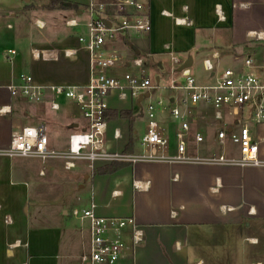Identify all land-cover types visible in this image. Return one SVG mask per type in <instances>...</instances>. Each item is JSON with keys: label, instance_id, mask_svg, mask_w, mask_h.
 <instances>
[{"label": "crops", "instance_id": "0c3cea01", "mask_svg": "<svg viewBox=\"0 0 264 264\" xmlns=\"http://www.w3.org/2000/svg\"><path fill=\"white\" fill-rule=\"evenodd\" d=\"M63 1L71 2L72 6L38 10V6L50 0H25L24 8L16 9L7 0H0V107L10 106L9 112L0 114V148L9 146L13 131L45 124L51 145L65 151L70 134L81 124L64 114L65 106L71 103L69 99L58 98L60 109L52 110L51 95L29 104L26 98L12 97L5 89L22 72L32 74L38 83L46 85L88 82V52L81 51L73 57L60 55L57 61L45 59L42 53L35 59L31 49L36 48L31 47L39 42L29 30L24 31L23 25L29 18L41 19L46 23L45 28L56 24L55 34L61 33L52 47L78 46L77 36L83 28L68 27L65 21L78 17L88 0ZM146 2L152 21L150 34L132 36L129 40L119 36L106 44L108 50L124 52L126 56L125 62L111 70L113 75L139 73L131 60L141 55L145 56L147 70L155 66L159 71L156 78L158 75L163 78L170 62L165 49L169 44L184 58V64L191 59L190 67L201 83L213 81L212 73L204 69L205 59H211L215 73L232 67L258 72L264 78V65H259L264 59V37H256V34L264 36V0ZM72 10L74 16L69 15ZM184 19L187 23L182 22ZM199 31L205 34L201 40L197 39ZM9 49L17 50L12 61L8 60ZM215 52L217 58L212 57ZM249 57L255 64L251 69L244 65ZM196 59L207 78L194 72ZM158 95L171 99L173 92L159 91ZM21 100L27 104L21 105ZM109 105V112L132 110L136 116L133 134L127 119L108 117L109 148L127 152L133 135L131 152H140V139L146 129L143 105L120 100L117 91L110 95ZM249 111L246 107L245 116ZM196 117L197 128L205 138L202 144L207 145L201 155L220 152L216 131L223 127L230 131L243 119V115L227 113L219 122L207 105H201ZM159 121L162 126L173 125L167 111L159 114ZM249 125L253 133L264 135L263 125L253 122ZM115 128L121 131L119 139L113 136ZM260 157L264 160L263 150ZM33 162L0 155V264H80L88 233L82 231L78 220L70 227L67 218L73 208L87 207L92 201L97 204L99 215L133 216L144 231L143 242L130 249L121 264H207L212 259L221 262L223 257L227 258V264H239V257L249 258L246 264H264L255 259L252 251L261 248V237L264 239V166L139 162L125 163L114 173H96L108 164H99L93 171L79 164L74 169H80L82 181L77 183L69 204L71 209L65 207L63 200L52 203L38 198L37 208L32 211L31 183L36 175ZM42 169L46 172L45 166L37 168L41 177L45 176L40 174ZM37 191L40 193L39 188ZM240 232L242 240L248 241L245 254L244 249L238 250V240L235 242L233 238V234ZM261 250L264 256V243Z\"/></svg>", "mask_w": 264, "mask_h": 264}, {"label": "built area", "instance_id": "2783aa9c", "mask_svg": "<svg viewBox=\"0 0 264 264\" xmlns=\"http://www.w3.org/2000/svg\"><path fill=\"white\" fill-rule=\"evenodd\" d=\"M109 25H108V23ZM176 22L181 21L179 19ZM182 22L187 23L186 19ZM190 23V22H188ZM68 27H82L77 36L78 46L65 48L32 49L35 59L43 53L45 59L57 61L60 55L77 56L89 53L90 77L83 85L40 84L30 73L22 72L5 86L12 97H24L41 102L51 95L52 110L60 109L58 98L64 97L77 104L82 112L83 123L70 134L67 149L59 151L51 145L45 124L24 126L11 134L10 144L0 148V155L9 157H32L45 162L49 158L61 159L64 168L72 170L85 164L94 170L99 164L125 162L187 163L206 165L264 166L260 151H264V135L253 133L249 122L264 126V78L252 70H236L232 67L215 73L211 59L203 61L204 69L212 73L213 81L201 83L191 67H184V58L169 44L165 49L169 66L165 72L166 82L158 75L147 73L145 56L136 55L131 64L139 73L125 72L120 77L111 70L125 62V53L108 50L106 44L119 36L129 40L132 36L148 35L152 30L149 6L146 0H88L80 15L65 21ZM34 25L43 29L45 21L36 19ZM261 39L262 34H256ZM12 61L16 49H9ZM213 58L218 57L215 52ZM249 69L254 61L244 60ZM117 91L120 100H130L143 105L146 129L140 139V152L112 150L108 146V113L110 95ZM159 91H171L173 97L158 95ZM201 105L210 106L214 118L221 122L226 114L243 115L241 123L231 129L223 127L216 131L220 152L207 155L197 152L204 142V134L197 128L196 115ZM250 109L245 116V108ZM10 111V106L0 107V114ZM167 111L172 127L162 126L159 114ZM115 139L121 137L119 128L113 132ZM230 145L235 153L230 151ZM237 154V155H236ZM42 169L40 174H44ZM92 201L84 208H73L70 215L80 222L83 232L88 233V243L80 257V264H121L130 249L144 240V231L133 216L105 217L97 213ZM127 238L129 241H127Z\"/></svg>", "mask_w": 264, "mask_h": 264}, {"label": "rangeland", "instance_id": "374dc122", "mask_svg": "<svg viewBox=\"0 0 264 264\" xmlns=\"http://www.w3.org/2000/svg\"><path fill=\"white\" fill-rule=\"evenodd\" d=\"M9 3H11L14 7H16V9H22L24 8L25 5V0H7ZM49 3H42L40 6L37 7L38 10H46V9H51V6L49 5ZM29 10L32 9L28 7ZM70 16H74V10L70 11L69 13ZM27 20V19H26ZM34 21L33 18H29L24 26V31L25 30H29L30 35L35 36L36 41L39 42V44H34V46H32L31 48H39V49H43L46 50L48 48H55L52 47V45L55 42V38L58 37L59 34L61 33H57L55 34V30L56 27H54L56 24H54L52 27H50L49 29L45 28V29H39L34 25ZM58 24H62L61 21H59ZM62 25H60L61 27ZM59 27V28H60ZM67 34V33H66ZM65 34V35H66ZM205 34H202V32H198L197 33V39H202L204 37ZM60 38V37H59ZM58 38V39H59ZM36 45V46H35ZM32 50V49H31ZM259 65H264V59L263 62L259 63ZM193 70L196 74L198 75H206L202 68L200 66L197 65V59L195 61V64L193 66ZM147 73L150 74L151 77H153L155 74L159 73V71L157 70V68L155 66L150 67L147 70ZM258 73V72H256ZM258 75V74H257ZM163 76V82H166L165 76L162 74ZM81 77V76H80ZM204 78H207V76H204ZM27 100V99H25ZM25 102V103H24ZM27 102L30 104H33V101H28ZM26 101H20L19 103L21 105L27 104ZM70 104L65 106V115L67 116H73L75 118V120L77 122H81L83 123L82 120V112L80 107L75 104V102L70 100ZM18 103V105H19ZM24 125H29V123H24ZM205 146H207L205 143L202 144V147H200V150L198 148L197 152L198 153H202L205 149ZM235 148H233L232 145H230V151H232V153H235L236 151L234 150ZM17 160H23V161H28V160H32L33 162V167L36 168L35 172L36 175H34V177H32V203H31V207L30 209L33 211V209L35 210L37 208L38 205V198H40L42 201L44 199H47V201L50 202H55V201H65L64 205L66 208H68L69 210L70 208V201L72 199V197L75 195L76 191H77V183L82 181V177H81V172L80 169H72V170H64L63 166H61L60 163L63 164V161H57L59 159L56 158H49L47 159L45 162H42L40 159L38 158H32V157H20L17 156L15 157ZM60 162V163H58ZM40 166H45L46 168V172H45V176L41 177L38 175V170L37 168ZM79 175V176H78ZM77 176V177H76ZM36 188V189H35ZM39 188L40 193L37 191V189ZM73 201V199H72ZM70 227H74L76 219L69 215V217L67 218ZM233 234V233H232ZM242 232L238 233V234H233V238L235 240V242L238 240V242H236V246L239 248L238 250L241 251L244 249V254H245V249H246V243L248 241H244L242 240ZM128 240V238H127ZM233 241V243L235 244V242ZM264 243V239L261 237V241H260V247L261 248H255L254 250H252L255 255V259L257 260H261L264 261V256L262 255L263 250L262 249V245ZM249 258L247 257H239V264H246ZM223 264H227V258L223 257L222 261ZM219 260L216 259H212L211 262H208L207 264H218L221 263Z\"/></svg>", "mask_w": 264, "mask_h": 264}, {"label": "trees", "instance_id": "16d2710c", "mask_svg": "<svg viewBox=\"0 0 264 264\" xmlns=\"http://www.w3.org/2000/svg\"><path fill=\"white\" fill-rule=\"evenodd\" d=\"M51 8L61 7L65 8V2L63 0H50ZM110 119L123 118L127 119L130 125L131 132L133 134V123L135 121V115H133L132 110H110L108 113ZM132 127V128H131ZM134 148L133 135L130 137L129 143L127 144L126 151L131 152ZM125 165V162H112L111 164L102 166L97 169L96 173H114L120 170Z\"/></svg>", "mask_w": 264, "mask_h": 264}, {"label": "water", "instance_id": "95a60500", "mask_svg": "<svg viewBox=\"0 0 264 264\" xmlns=\"http://www.w3.org/2000/svg\"><path fill=\"white\" fill-rule=\"evenodd\" d=\"M65 6L70 7V6H72V4H71V2H65ZM108 25H109V23H108ZM191 63H192V61H191V59H189L183 66L180 67V69H182L184 67H189L191 65ZM158 79L159 78L157 77L156 80L158 81ZM141 100H142V96L138 99V104L140 103Z\"/></svg>", "mask_w": 264, "mask_h": 264}]
</instances>
